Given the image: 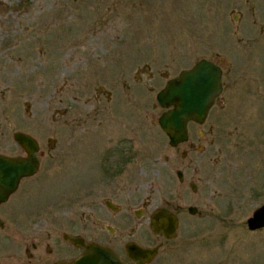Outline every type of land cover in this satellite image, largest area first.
I'll list each match as a JSON object with an SVG mask.
<instances>
[{"label":"rangeland","instance_id":"obj_1","mask_svg":"<svg viewBox=\"0 0 264 264\" xmlns=\"http://www.w3.org/2000/svg\"><path fill=\"white\" fill-rule=\"evenodd\" d=\"M203 58L223 68L225 102L236 86L230 121L216 123L215 110L171 147L156 95ZM0 93L10 104L0 127L9 130L15 112L45 139L43 151L48 142V180L27 181L39 190L18 209L22 223L26 214L27 224L48 223L53 247L94 216L116 229L94 224L112 246L162 243L150 264H264V229L247 228L264 204V0H0ZM190 142L221 154L223 177L195 174L182 158ZM190 155L204 160L197 149ZM106 199L117 214L98 215ZM159 207H180L174 239L150 229ZM10 252L0 251V264H19Z\"/></svg>","mask_w":264,"mask_h":264},{"label":"flooded vegetation","instance_id":"obj_2","mask_svg":"<svg viewBox=\"0 0 264 264\" xmlns=\"http://www.w3.org/2000/svg\"><path fill=\"white\" fill-rule=\"evenodd\" d=\"M222 83H223V90L219 97H217L213 107L209 111V114L207 116V119L204 123H198L191 121L188 124L189 129V137L188 140L180 143L177 146H171V147H179L180 145H183L190 141V138L192 137V129L191 126H204L209 118H212L213 112L216 110V114L218 115V119L214 120L216 123H224L228 122L229 117L227 115L228 113V103L231 99V94L235 92L236 86L233 88L231 93L228 97V103L225 102L224 93H225V84H224V72L222 77ZM237 84V83H236ZM4 96V93H0ZM0 96V116L2 114L6 113L8 109L7 106H10L8 102L5 101L4 97ZM2 106L5 108L3 109ZM218 106H222L224 108H217ZM229 114V113H228ZM24 117V115H22ZM213 119V118H212ZM18 123H21V125L25 124V128H17ZM26 119L22 118V120H19L16 116V113L11 114V121L9 122L10 129H5L3 127H0V156H7L11 159H28L31 157V150L33 151L36 148L35 155L38 159V167L36 172L33 175L30 176H24L20 179L18 187L15 191L9 194L6 201H3L0 203V251L7 250L8 247L10 249V258L14 259V261L18 262L19 264H56L58 262H71L75 259H80L84 254L87 252V247L85 244H101L105 247H108L112 252L115 253V256L123 263V264H142L141 262H146V257L142 255L141 253L134 251L132 247H127L128 245L134 244L138 245L139 247H158V254L160 252V248L162 247V243L152 245V244H141L135 240H129L124 242L122 247H115L112 246L106 242H104L100 237L97 236L98 234V228L95 226L97 224H102L101 220H99L97 217H92V223L89 226L84 227L79 226V229L81 231L79 232H73V233H63L62 235V243L59 244L57 247H53L51 245V241L53 239V234L50 231L48 223H33L31 220H29L27 224L28 215H25V222L22 223V216L21 210L18 208L25 207L27 208V205L29 204L30 200L33 198L35 192H37L39 189H35L34 185L31 183H27L29 180H33L34 178L38 177L39 175H42V184L38 183V185H43L48 180L47 175V166H48V149L49 145L48 142L45 144V151H43V140L40 139L37 136L33 135L30 131L27 130L28 126L30 124H26ZM230 125H227V128ZM236 128V125H235ZM212 132L214 130V127L211 129ZM17 135H26L30 137L34 142L29 145L22 144L20 140L17 138ZM200 138L202 139H208L209 135H204L202 132H199ZM225 135V136H224ZM228 134H223L222 131L217 135L219 138H225ZM48 140V138L46 139ZM190 151L184 150L182 152V158L183 160H189V165L194 166V171L196 175H201L206 178V182H214L215 176L220 177L222 176V167L220 165L222 156L221 154H213L214 151L212 150H205L201 146H196L195 143L190 142ZM198 150L203 156V161H201L200 156H197V158L193 159L191 158L190 153L193 150ZM77 159V158H76ZM77 160L74 161L76 163ZM107 171V175L112 174V172H108L109 169H105ZM178 171L182 172V178H180ZM87 175V174H86ZM91 176L89 180H91V185L93 186L95 184V173L89 174ZM176 175L181 183L185 182V174L184 171L181 169H178L176 171ZM223 177V176H222ZM85 178H80L79 180L84 184ZM193 181H196V178H192V181H190V186L193 191H197V184ZM207 184V183H206ZM44 187V185H43ZM36 190V191H35ZM15 197H18L21 199L22 203L19 206H13V200ZM190 207V206H189ZM188 207V209H189ZM171 209V208H169ZM28 210V208H27ZM120 210V206L113 202L110 199L104 200V209H102V212L98 213V215L107 217L110 216V214H117ZM175 213L179 215L180 213V207L176 209H171ZM180 218V217H179ZM90 222V221H89ZM78 223L74 221L73 228L78 227ZM103 227L106 228L109 232L113 233L116 231V229L111 225L103 222ZM65 234L69 235L70 237H77L82 238L83 241L79 244H75L72 240H69L65 237ZM101 235L102 232L100 230ZM156 235V234H155ZM159 238H163L161 236L156 235ZM22 239L24 240V244L22 248H19L18 246V240ZM165 239V238H163ZM157 254V255H158ZM155 256V258L157 257ZM154 258V259H155ZM153 259V261H154ZM150 264V263H145Z\"/></svg>","mask_w":264,"mask_h":264},{"label":"water","instance_id":"obj_3","mask_svg":"<svg viewBox=\"0 0 264 264\" xmlns=\"http://www.w3.org/2000/svg\"><path fill=\"white\" fill-rule=\"evenodd\" d=\"M223 70L214 61L203 58L191 68L182 70L177 76L169 79L156 96L159 105L165 110L159 116L158 122L169 137L171 146H177L188 140L190 121L204 123L216 98L223 90ZM22 144H32L34 141L26 135H17ZM36 148L31 150L28 159H11L0 156V203L6 201L9 194L15 191L19 181L24 176L33 175L38 167L35 155ZM180 178L182 172L178 171ZM189 212L196 214V206H190ZM250 231L264 228V204L257 207L247 219ZM150 228L157 235L173 239L178 234L179 217L167 207L157 208L150 217ZM65 237L75 244L83 241L82 238ZM87 252L80 259L71 262L56 264H123L108 247L101 244H85ZM146 257L150 263L158 253V247H139L128 245Z\"/></svg>","mask_w":264,"mask_h":264},{"label":"bare ground","instance_id":"obj_4","mask_svg":"<svg viewBox=\"0 0 264 264\" xmlns=\"http://www.w3.org/2000/svg\"><path fill=\"white\" fill-rule=\"evenodd\" d=\"M70 89V88H69Z\"/></svg>","mask_w":264,"mask_h":264}]
</instances>
